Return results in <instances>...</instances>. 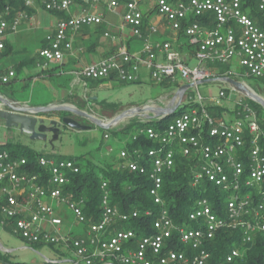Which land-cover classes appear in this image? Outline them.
Masks as SVG:
<instances>
[{
	"label": "built area",
	"instance_id": "1",
	"mask_svg": "<svg viewBox=\"0 0 264 264\" xmlns=\"http://www.w3.org/2000/svg\"><path fill=\"white\" fill-rule=\"evenodd\" d=\"M253 3L257 16L251 14L248 0H23L27 9L64 15L36 52L35 65L40 70L63 63L71 53L74 36L82 29L104 25L102 11H107L120 17L129 36L140 42V49L131 54L122 45L108 57L72 72L73 86L108 78L121 84L137 83L145 71L150 80L175 85L173 94L160 99V105L143 107L155 109L167 107L180 86L191 87L181 97V102L187 101L185 111L165 127H146L133 137L135 141L137 135H144L154 148L122 147L117 153L122 168L148 178L156 213L148 209L123 213L112 208L104 190L106 183H102L101 212L97 221H91L84 213V200L65 192L70 175L79 173L73 160L41 155L30 164L26 158L0 149V226H8L31 248L61 245L72 253L64 255V260L45 259L42 264H213L210 245L220 231L228 230L241 234L240 245L228 246L221 261L214 264L243 263L248 246L257 235L264 237V121L251 105L255 101L223 79L241 82L264 100L245 82L264 78V0ZM152 14L162 20L176 41L182 40L180 48L184 50L169 40H152L158 27L146 26L143 21ZM33 15L0 7V51L8 37L19 32L21 22H32ZM103 36L117 40L108 31ZM231 60L242 73L228 70L218 74L210 66ZM14 78L13 69L0 71V85H8ZM209 80L227 85L216 98L209 99L219 112L209 110L204 97L198 93L195 99L190 91ZM238 93L246 99L236 100ZM4 98L8 97L0 93V110ZM224 98L234 101L233 109L220 106L219 100ZM181 102L177 111L183 107ZM138 121L150 122L142 117ZM103 137L110 139L107 134ZM113 150L109 148L108 155ZM183 160L191 173L190 187L200 196L185 221L176 222L165 206L162 185L164 177ZM206 192L209 194L204 196ZM66 211L83 227L81 234L66 230ZM139 217L151 218L150 233L143 230L136 235L130 228H118Z\"/></svg>",
	"mask_w": 264,
	"mask_h": 264
},
{
	"label": "rangeland",
	"instance_id": "2",
	"mask_svg": "<svg viewBox=\"0 0 264 264\" xmlns=\"http://www.w3.org/2000/svg\"><path fill=\"white\" fill-rule=\"evenodd\" d=\"M113 19L115 22L119 23L117 18L113 17ZM42 35L43 30L40 27H35V29L31 31L28 30L24 32V34H21V36L17 35V41L13 44V51L11 55L0 58V70L6 69L10 66L15 68V66L22 62V60L26 59V61H29L27 65L29 70H22L20 74H17V79L22 81V79L26 77V73L33 71L35 68L36 50L39 46L41 47L40 37ZM102 40L103 36H101V34L93 33L89 38L87 37L84 44L88 45L89 42ZM194 64L195 62L193 65ZM210 66H218L221 69H226L227 71L229 70L235 73L243 72L241 67L234 60H231L223 65L219 64ZM245 82L250 89L255 90L264 97V92H261V90H264V82L261 79H245ZM86 83L88 84V87H82L79 99H83V94L85 93L88 96L87 99L95 100L96 98L97 101L95 102L104 101L106 104H111L117 107L119 109L117 115L126 110L134 108L138 109L145 107L146 105L155 104L158 106L160 105V99H164L166 96L172 95L175 90L174 84L169 82L157 83L150 80L147 75L144 77L142 82L132 84H121L114 80H108L100 86L95 84L96 86L91 87V83H94L93 81L88 80ZM11 87L13 89L12 93H14L15 96H23L21 98H26L31 105L41 104L39 107H50L52 102H56L55 92L53 91L54 82L51 83V89L41 83H38L36 86L23 85L22 87L21 85L17 86L16 84L8 83V85H3L1 92L3 93V91L7 90L10 92ZM226 87L227 85L224 82L222 83L210 80L209 82L198 84L196 89L192 88L190 91L194 95L195 99L197 98V94L200 93L201 96L204 97L203 103L208 106H213L214 104L210 102L209 99L216 98L220 89ZM235 97L236 100L240 97L246 99L245 96L239 93L235 94ZM87 102L91 103L89 100ZM186 103V99L182 100L181 106H187ZM219 104L226 110L233 109L235 106L234 101L229 98L220 99ZM95 106L96 107L91 108L86 106L84 108L85 112L101 120L103 119L102 117H108V111H103L99 104H95ZM78 107L80 106L78 105ZM217 110L219 111V108L214 109L215 112H218ZM68 113L69 112H61L60 115H67ZM259 117H261L260 119L264 118V110ZM78 119H80L81 123L88 129L78 131L69 127L62 128L58 139L53 141L52 145L42 141L27 140L23 136L19 135L16 130L6 129L0 124V146L12 142L22 146L27 145L38 153L39 151H42L46 155L60 156L64 159L81 158L83 156L91 158L95 164L106 161L107 156H105V154L109 152V148L114 147V144L118 143L117 138L110 136V139L106 140L104 139L103 134L108 130H103L98 126L93 125V123H91L90 120L88 121L85 117H80ZM108 120L110 119L108 118ZM126 121L127 119L112 128L122 127ZM63 223L66 226V230L72 228V233L74 235L81 234L83 227L75 224L71 213L66 211V218L63 219ZM5 249H10L11 252H5ZM57 250L67 256H71L72 254L61 245H56L54 248H51L49 245H42L30 249L17 236L2 230L0 227V256L3 255L4 259L7 260L9 264H42L45 259L50 261L56 260L58 258V254L56 253Z\"/></svg>",
	"mask_w": 264,
	"mask_h": 264
},
{
	"label": "trees",
	"instance_id": "3",
	"mask_svg": "<svg viewBox=\"0 0 264 264\" xmlns=\"http://www.w3.org/2000/svg\"><path fill=\"white\" fill-rule=\"evenodd\" d=\"M168 1L176 2L177 0ZM248 1H251V14L257 16L256 9L254 8L255 3H253L254 0ZM6 6L10 7L12 13L19 12L20 10H25L29 14H34L35 12L34 10L25 8L23 0H0V7ZM58 17L63 18L64 15H58ZM102 26L103 25L98 26L97 29H101ZM11 52L12 48L10 44L6 42L5 48L0 51V58L7 57ZM26 63H29V61H26V59L22 60V62L15 66L16 70L19 71L22 64ZM214 69L218 74H223V72L227 71L226 69H221L218 66H215ZM261 80L264 82V78ZM96 82L99 83V81ZM261 92H264V90H261ZM89 101L94 103L92 99ZM98 104L103 111H108L109 119L117 115L119 112L117 107L111 104H106L104 101L98 102ZM251 105L257 110L259 117L263 111L262 108L256 103H252ZM187 107L188 106L181 107L175 114L167 116L162 120L141 122L136 118H133L129 119L122 127L110 128V130L104 134L109 135V137L113 136L117 138L119 142L114 146V152L111 153V155H108L106 161L104 162L95 164L91 158L83 156L81 158H69L75 162L76 166L79 167V173L70 175V182L65 188V192L67 195H72L73 197L82 198L84 200L83 209L87 218L91 221H97L99 217L101 212V198L103 196V190L101 189L102 183H106L104 190L109 195V205L112 208H118L123 213H127L131 210H138L141 212L146 209L156 213L158 207L156 205L154 206L148 193V190L150 189V182L148 178L144 175H138L137 173L129 172V170L122 168V161L117 159V153L122 147L128 150L141 149L143 151L154 148L155 144L149 142L144 135H137V139L135 141L133 140V137L140 129H144L146 127H165L173 117L180 115ZM215 108L217 107L211 106L208 109L212 110ZM261 121L263 122L264 118L261 119ZM0 149L6 150L8 153L14 154L18 157L26 158L30 164H35L39 156L46 155L41 152L37 153L27 146L14 144L12 142L0 146ZM177 163L178 164L175 169L171 170L169 174L164 177L162 197L173 220L176 222H184L185 217L192 209L191 207L193 202L200 196V193L190 187L192 177L190 171L188 170V163L184 160L178 161ZM33 168L35 172L38 171L37 167ZM209 192H206L204 196H207ZM213 203H215V201ZM150 224L151 218L139 217L138 219L131 220L127 224H119L118 228H130L136 233V235H140L143 230L150 233ZM5 229L12 233V230L8 226L5 227ZM240 241V233L229 230L227 232L220 231L210 245L212 252L211 262H213V264L215 262H220L228 251V246L233 244L235 246H239ZM49 246L54 248V246ZM56 253L62 256L65 255L59 252V250H57ZM1 262H4L3 264H9L7 260L4 259L3 255L0 256V263ZM233 264H264V237L257 235L253 245L248 246V250L244 254L243 263L236 262Z\"/></svg>",
	"mask_w": 264,
	"mask_h": 264
},
{
	"label": "crops",
	"instance_id": "4",
	"mask_svg": "<svg viewBox=\"0 0 264 264\" xmlns=\"http://www.w3.org/2000/svg\"><path fill=\"white\" fill-rule=\"evenodd\" d=\"M102 13L105 22L102 28L97 29L96 27V28H92L91 30L82 29L81 31H79L78 34L74 36L71 53L66 56L64 62L61 63L60 65H51V68H49L48 70H40V68L36 67L35 65L33 71L27 72L26 77L23 78L22 81L17 79V74H20L22 70H26V71L29 70L27 66L28 63L22 64L19 71L11 66L6 69H1L0 71L4 72L8 69H13L15 71V78L12 80L11 83L16 84L17 86L21 85V87L23 85L36 86L38 83H41L42 85H45L51 89V83L54 82L53 91L55 92L56 102H52L50 107L54 105L57 106L69 105L74 107L75 109L78 108L79 110H83V111H85L84 108L86 106H88L89 108L96 107L95 104H98V102H95L97 101L96 98L95 100L92 99V101L95 103H88L87 101L90 99H87L88 96L84 93L83 94L84 101L83 99H79V95L81 92L80 90L82 89V87H88V84L83 85L82 83H80L73 86L72 75H71L72 72L79 71V69L83 68L86 65L93 64L94 62H97L101 59L108 57L109 55L115 53L117 51L116 49L122 45H124L126 50H128V52L131 54H135L140 49V42L137 39L134 40L131 38V36H129L128 29L123 28L121 19L117 14L109 13L107 11H102ZM33 16H34V20L32 22L22 21L19 32L14 36L8 37L7 42L10 44L12 51H13V44L17 41V35L21 36V34H24V32L28 30L31 31L35 29V27H40L43 30V35L40 37L41 38L40 45L42 46L44 36L54 28L55 22L59 19L58 16L47 14L41 9H36ZM113 17L117 18L119 23L115 22ZM143 21L145 22L146 26L148 25L150 26V24H154L158 27V34L156 36H153L152 40H157V41L169 40L170 42L173 43V45L176 48L179 49L181 47L182 40L179 39V41H176V36L164 27L162 20H160L156 15L154 14L149 15V17H146L145 20ZM107 31L112 36L117 37V40H111L109 38L105 39L103 34ZM93 33L101 34V36H103V40L97 42L96 41L89 42L88 45H85L84 44L85 40L87 39V37L89 38ZM180 50L182 51L184 49L180 48ZM146 75L147 73L145 71H142L139 77L140 80L137 82H142V80ZM108 80L117 81L116 79H111V78H108L104 81L101 80V82L99 81V83L94 81V83H91V87H94L96 85L100 86L101 84L105 83ZM2 87L3 85H0V93L4 97L13 98L21 104L24 103L34 108H38L39 106H41V104L31 105L30 102L26 100V98L23 99L21 98L23 96H18V95H17L18 97L15 96L14 93H12L13 92L12 87L10 92H8L7 90V91H3L2 93L1 92ZM78 104L81 108L78 107ZM44 116L45 115H42V117ZM102 118H103L102 120H108L109 117H102ZM136 119L138 120V118ZM115 145L116 143L114 144V146ZM39 152L43 153L42 151ZM105 156H108V153L105 154ZM0 227L2 230L8 232L3 226ZM27 247L32 249L29 245ZM5 252H11V250L5 249ZM66 256L58 255V258L56 260H64L66 259ZM3 263L4 262H1L0 264Z\"/></svg>",
	"mask_w": 264,
	"mask_h": 264
},
{
	"label": "water",
	"instance_id": "5",
	"mask_svg": "<svg viewBox=\"0 0 264 264\" xmlns=\"http://www.w3.org/2000/svg\"><path fill=\"white\" fill-rule=\"evenodd\" d=\"M226 83L230 84L237 92L252 98L255 103L259 104L264 110V100L256 93L250 92L241 82H236L230 78L223 79ZM210 81V80H209ZM208 81V82H209ZM190 85H183L177 89V92L171 98V102L167 107L161 108H135L126 110L119 115H116L110 120H101L92 115H89L83 110L75 109L72 106H52V107H30L27 104H21L13 98L2 99L3 108L0 110V124L6 129H14L19 135L27 137L30 141H42L53 144V141L58 139L62 128H71L74 130L88 129L82 124L77 123L71 118L51 119L49 115L53 113L60 114L61 112H70L78 117H85L90 120L93 125L100 127L103 130H110L113 126L121 123L125 119H133L142 117L146 121L165 118L173 115L181 102V97L184 90L190 88ZM178 98L177 103H174ZM40 115H45L44 117Z\"/></svg>",
	"mask_w": 264,
	"mask_h": 264
},
{
	"label": "flooded vegetation",
	"instance_id": "6",
	"mask_svg": "<svg viewBox=\"0 0 264 264\" xmlns=\"http://www.w3.org/2000/svg\"><path fill=\"white\" fill-rule=\"evenodd\" d=\"M69 113L67 115H60V114L53 113L52 115H49L48 118H51V119L53 118V119L59 120L60 118H63V117H66L67 118L68 117V118H71V119L75 120L77 123L82 124L81 121H80V119H78L80 117H77L76 115H74L72 113H70V114ZM40 116H42V115H40ZM24 138L27 139V137H25V136H24ZM27 140H29V139H27Z\"/></svg>",
	"mask_w": 264,
	"mask_h": 264
}]
</instances>
